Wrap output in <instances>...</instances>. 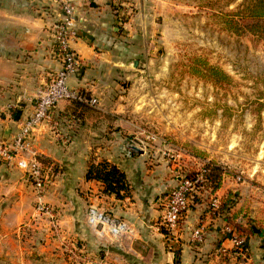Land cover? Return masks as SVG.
Returning <instances> with one entry per match:
<instances>
[{
    "label": "crops",
    "instance_id": "1",
    "mask_svg": "<svg viewBox=\"0 0 264 264\" xmlns=\"http://www.w3.org/2000/svg\"><path fill=\"white\" fill-rule=\"evenodd\" d=\"M164 2L73 0L78 37L71 48L79 55L82 68L69 85L98 104L60 102L52 111L58 129L42 125L35 132L34 150L54 167V181L44 195H39L22 171L0 167V264H60L56 242L49 239L45 225L35 223L39 200L59 209L64 231L88 238L91 249L103 241L95 229L90 233L81 230L86 200L131 226L127 235L135 244L137 264H175V254L167 250L159 224L162 199L178 183L175 174L179 172L169 158L173 149L158 137L147 154L130 151V140L143 136L144 131L124 114L129 98L124 96L123 81L133 76L130 65L142 52L141 44L154 29L157 10ZM61 16L60 3L52 0H0V140L16 132L18 123L33 112L38 89L62 68L53 55V28ZM14 111L21 112L19 120L13 119ZM103 160L126 174L130 194L125 198L104 195L99 183L86 180L91 164ZM233 184L226 177L217 197L241 196L238 190H229ZM196 198L200 201L190 206L177 235L181 264H222L215 253L231 247L224 236L226 223L201 204L212 199L206 190L198 191ZM238 200L231 216L247 227L254 213L244 198ZM26 222L28 233H20L18 228ZM200 227L206 228L204 242L196 244L194 232ZM252 227L259 232L248 238L247 259L230 264H264V225L253 223Z\"/></svg>",
    "mask_w": 264,
    "mask_h": 264
},
{
    "label": "rangeland",
    "instance_id": "2",
    "mask_svg": "<svg viewBox=\"0 0 264 264\" xmlns=\"http://www.w3.org/2000/svg\"><path fill=\"white\" fill-rule=\"evenodd\" d=\"M247 1L165 0L160 3L156 25L141 44L142 52L135 58L138 64L135 65V61L130 65L133 76L123 81L124 96L129 98L124 114L141 130L154 132L170 143L173 151L169 153V158L175 171L186 170L185 162H188V169L208 162L220 166L224 172L222 181L230 177L234 184L229 190L242 193L238 197L244 198L248 210L253 211L254 225L262 226L264 40L244 30L238 35L225 19L226 15L237 12ZM129 17L131 15L125 16ZM248 23L244 21L241 25ZM195 62L217 68L229 76V82L219 85L194 76ZM52 181L54 178L51 175L45 191L40 195H44ZM86 201L81 230L90 233L95 228L88 223L91 202ZM201 204L207 211L210 207L214 212L211 199H205ZM37 207L38 201L35 210ZM52 209L60 233L51 230V221L47 216L35 213L34 218L35 223L46 226L49 239L56 242L60 264L139 262L132 250L135 247L133 239L127 235L130 231L115 237L100 235L95 229L103 243L91 249L88 238L64 231L59 209ZM107 215L126 222L111 213ZM29 228V222H26L18 231L28 233ZM166 244L167 250L173 253L167 241ZM178 246L175 253L181 254ZM217 254L218 251L215 256Z\"/></svg>",
    "mask_w": 264,
    "mask_h": 264
},
{
    "label": "built area",
    "instance_id": "3",
    "mask_svg": "<svg viewBox=\"0 0 264 264\" xmlns=\"http://www.w3.org/2000/svg\"><path fill=\"white\" fill-rule=\"evenodd\" d=\"M52 1L59 2L62 10L61 19L53 28V55L60 62L62 68L59 72L49 76L48 81L38 89L33 112L18 123L16 132L9 139L0 140V167L6 166L22 171L39 195L45 191L47 183L51 180L54 167L39 158L34 150L35 132L42 125H49L53 131L58 129V124L53 121L52 111L60 102L93 107L98 104L96 99L87 97L83 91L69 85V80L79 75L82 68L79 55L71 48V43L78 37L76 7L73 0ZM141 137L132 138L129 146L141 150L144 154H147L159 141L154 132L147 130ZM185 169L177 174L178 183L168 190L161 202L160 226L164 230L165 240L173 253H175L180 225L194 198L197 197V192L206 190L209 195L206 187H199L205 182L203 176L199 175L195 180H192L188 177V173L193 170L188 169L187 166ZM210 196H212L213 209H218L221 199L216 194H210ZM35 212L37 216L44 215L50 218L51 230L60 233L59 223L52 207L39 200ZM88 223L100 235L109 234L116 237L130 231L127 222L111 218L95 202H91L89 206ZM205 229L200 227L194 232L196 244L204 242ZM223 231L225 235H230L228 239L231 247H221L218 250L217 255L222 264L238 263V260H240L239 262L245 261L247 259L245 234L230 224H225Z\"/></svg>",
    "mask_w": 264,
    "mask_h": 264
},
{
    "label": "trees",
    "instance_id": "4",
    "mask_svg": "<svg viewBox=\"0 0 264 264\" xmlns=\"http://www.w3.org/2000/svg\"><path fill=\"white\" fill-rule=\"evenodd\" d=\"M225 19L226 23H229L231 28H233L238 35L243 33L244 30L250 32L260 40H264V0H248L237 12L226 15ZM244 21H249L250 24L241 25V22ZM192 74L201 79L213 81L219 85L227 81L229 82L230 80L229 76L217 68L209 67L207 63L203 62H195ZM20 118L21 112L14 111L13 119L19 120ZM199 175H202L205 180L199 187H206L209 191V195L217 193L221 188L224 172L220 166L208 162L205 163L200 170L188 173V177L192 180H195ZM86 180L99 183L101 192L104 195H114L117 199H123L130 194V185L127 181L126 174L117 166L105 160L98 164H91L86 173ZM238 198L236 194L230 193L227 198L221 200L220 206L218 209L214 210V214L223 218L226 224H232L234 228L245 234V249L248 250V238L254 235L252 227L253 221L249 219V225L247 227L235 223L234 218L231 216V212L236 206ZM199 201L200 200L197 198H194L191 206ZM227 237L229 238L230 235L228 234ZM174 263L181 264L180 253H175Z\"/></svg>",
    "mask_w": 264,
    "mask_h": 264
},
{
    "label": "water",
    "instance_id": "5",
    "mask_svg": "<svg viewBox=\"0 0 264 264\" xmlns=\"http://www.w3.org/2000/svg\"><path fill=\"white\" fill-rule=\"evenodd\" d=\"M137 64H138V62L136 61V62H135V65H137ZM128 149H129L130 151L134 152V153L139 154V155H144V152H142L141 150H139V149H137V148H135V147H133V146H129ZM253 230H254L255 232H259V230H257L255 227H253Z\"/></svg>",
    "mask_w": 264,
    "mask_h": 264
}]
</instances>
